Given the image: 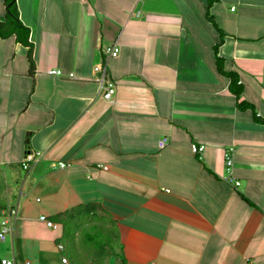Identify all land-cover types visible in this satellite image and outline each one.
I'll return each instance as SVG.
<instances>
[{
	"label": "crops",
	"instance_id": "0c3cea01",
	"mask_svg": "<svg viewBox=\"0 0 264 264\" xmlns=\"http://www.w3.org/2000/svg\"><path fill=\"white\" fill-rule=\"evenodd\" d=\"M16 4L34 71L28 47L0 37V217L17 210L0 257L72 264L50 216L95 202L116 250L106 264H264V0H214L222 36L207 0ZM113 42L106 100L93 68Z\"/></svg>",
	"mask_w": 264,
	"mask_h": 264
},
{
	"label": "trees",
	"instance_id": "16d2710c",
	"mask_svg": "<svg viewBox=\"0 0 264 264\" xmlns=\"http://www.w3.org/2000/svg\"><path fill=\"white\" fill-rule=\"evenodd\" d=\"M214 0H207V19L218 29L220 35L222 36L221 31L216 26L213 18L210 16L208 12V8L213 3ZM4 8H5V16L3 19H0V37L6 38L10 35H14L15 40L25 46L27 49V58L29 62V72L32 73L34 71V61L32 57V44L28 40L29 36V27L24 25L19 17V11L17 8L16 0H3ZM222 39V38H221ZM218 45L215 44L213 46V53L215 58V64L218 72L229 78V89L236 96L239 97L242 91V85L239 83V77L236 72L233 71H225L223 70V58H221L218 54ZM240 108L250 107L249 104L240 102L238 104ZM258 122H264L263 119L259 117H254ZM101 211H104L99 203H86L79 204L74 207H71L67 210L58 212L50 218L61 225L62 227V235H64L65 229H70V232L73 236H79L81 234V230L84 226L91 225L92 228H97L98 225L102 224L103 217ZM104 225L108 227L107 217ZM110 228V227H109ZM87 240H92V237L88 234ZM94 247L96 248V253L91 257L92 260L90 264H106L107 259L116 254V250L114 247L113 234L111 230V238L108 241H103L102 243H94Z\"/></svg>",
	"mask_w": 264,
	"mask_h": 264
},
{
	"label": "built area",
	"instance_id": "2783aa9c",
	"mask_svg": "<svg viewBox=\"0 0 264 264\" xmlns=\"http://www.w3.org/2000/svg\"><path fill=\"white\" fill-rule=\"evenodd\" d=\"M119 53V46L117 43H108L104 45L103 47V55H104V61L102 64L94 66V71L96 73L95 81L98 84V88L101 91V95L104 99L110 100L115 93L116 90V84L115 82L109 77L108 75V69H107V60L109 58L117 56ZM48 74H55V75H61V71L56 68H48L46 70ZM167 143V137L163 136L157 141V145L159 148H163ZM191 150L195 153H201L203 150V145H196L191 144ZM35 160V155L31 152H27L25 155V158L21 162V167L23 169H27L30 164ZM60 167L66 166L65 162H59L58 164ZM225 165L226 169L230 171L232 166V157L230 154L225 153ZM97 166L107 169V165L105 164H97ZM237 183V182H236ZM167 190V189H166ZM17 214V210L14 207L8 208L5 211L2 212L0 217V241H3L6 239V236L11 231V224L10 220L11 218H14ZM39 220L44 222L49 227H56V224L49 220L45 215H40ZM58 249H63V246L61 244H58ZM61 262L64 264H67V258L66 256L61 257ZM0 264H15L13 258H7V257H0ZM25 264H31L30 261H26Z\"/></svg>",
	"mask_w": 264,
	"mask_h": 264
},
{
	"label": "rangeland",
	"instance_id": "374dc122",
	"mask_svg": "<svg viewBox=\"0 0 264 264\" xmlns=\"http://www.w3.org/2000/svg\"><path fill=\"white\" fill-rule=\"evenodd\" d=\"M105 221L106 218L103 217L102 224L95 229L91 225L84 226L79 236H73L70 229H65L61 241L65 253L72 259V264H90L91 257L96 253L94 243L110 240L111 228L104 225ZM88 234L92 237V240L86 239ZM113 262L114 260L111 259L108 264H113Z\"/></svg>",
	"mask_w": 264,
	"mask_h": 264
}]
</instances>
